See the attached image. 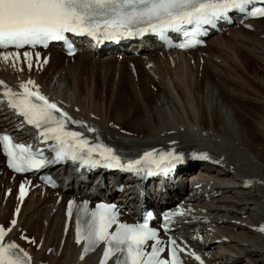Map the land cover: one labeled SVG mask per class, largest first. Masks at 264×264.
<instances>
[{
	"label": "bare ground",
	"instance_id": "6f19581e",
	"mask_svg": "<svg viewBox=\"0 0 264 264\" xmlns=\"http://www.w3.org/2000/svg\"><path fill=\"white\" fill-rule=\"evenodd\" d=\"M252 23L250 31L230 29L229 37L210 36L205 47L186 52L143 48L138 56L118 52L121 58H116L90 52L66 57L54 47L6 50L21 55L15 67L0 60V79L16 87L34 81L43 95L74 118L97 125L112 144L130 150L173 145L213 150L225 166L202 165L215 179L208 183L212 190L217 181L250 175L251 187L217 186L216 192H223L207 202L175 186L167 192L170 198L182 193L179 203L196 207L201 219L212 218L199 225L201 230L210 228V235L202 233V245L192 239L193 226L184 223L178 231L180 240L192 248L185 256L187 264H264V238L252 224L264 217V75L248 64V57L264 61V40L259 39L264 17ZM24 52L32 53L31 69ZM208 72L218 83L208 78ZM14 124L7 107L0 104V131ZM17 178L4 169L0 157V225L12 229L5 239L23 246L35 264H93L96 253L78 259L80 248L68 214L69 201L85 196L80 185L62 192L30 184L21 202L20 185L26 184ZM22 235L32 237L35 247L25 244Z\"/></svg>",
	"mask_w": 264,
	"mask_h": 264
},
{
	"label": "snow or ice",
	"instance_id": "6c2138e0",
	"mask_svg": "<svg viewBox=\"0 0 264 264\" xmlns=\"http://www.w3.org/2000/svg\"><path fill=\"white\" fill-rule=\"evenodd\" d=\"M252 3L253 0H0V49L10 46L16 49L37 45L47 47L51 41H64L71 54L72 46L67 33L87 35L101 42L146 33H155L167 39L169 31L189 38L178 45L186 48L196 42L194 38L197 35L206 31L205 25H214L232 10L245 12ZM247 15L264 17V7H254L247 11ZM20 55L18 51H0V60L6 63L11 61L15 67ZM23 56L31 69L32 53L24 52ZM36 57L39 63V53H36ZM43 63L46 64L47 59ZM0 85L4 88L3 97L9 107L22 115L27 124L42 129L41 135L45 140L55 141L56 160L70 158L91 167L121 168L136 173L146 169L149 175H154L156 171L168 172L183 160L174 151L157 153L153 150L145 152L138 159L122 162L113 148L103 143H90L83 132L68 130L69 123L81 122L73 120L55 102H50L40 93L34 81L20 83L18 91L3 80H0ZM87 131L95 132L96 129L87 128ZM0 145L9 167L15 172L39 169L49 163L42 158L37 159L30 146L14 143L7 134H0ZM26 194L25 185L21 184V202ZM73 204V201H69V216ZM80 209L88 220L84 225L77 220L76 242H86L85 252L101 242L105 243L107 247L100 264H107L108 259L117 252L122 254L117 264H181L178 251L182 252L183 249L174 239L169 241L170 259L161 256L165 251L161 247L163 242L158 239L156 230L149 228L147 220L134 225L120 223L115 205L97 204L94 210H89L85 201ZM19 211L17 207V214ZM11 225H16L15 219ZM113 225H116V229L110 232ZM259 230L264 231V226ZM11 231V228L0 225V264H31V257L26 251L14 241H5ZM148 241H155L150 251L145 249ZM31 242L35 243L34 240ZM195 258L200 260L199 256Z\"/></svg>",
	"mask_w": 264,
	"mask_h": 264
},
{
	"label": "rangeland",
	"instance_id": "374dc122",
	"mask_svg": "<svg viewBox=\"0 0 264 264\" xmlns=\"http://www.w3.org/2000/svg\"><path fill=\"white\" fill-rule=\"evenodd\" d=\"M235 29H237V28H235ZM247 31H250V30H247ZM227 34H225V35H223L222 34V36L224 37V38H227V37H229V31H227L226 32ZM260 37H259V39L260 40H264V34H261V35H259ZM41 52H44V51H41ZM245 55V54H244ZM247 56V55H246ZM248 57V56H247ZM117 58V57H116ZM248 64L251 66V69H253V67H255V69L254 70H257V69H259L260 68V72L262 73V75H264V61H254L253 59H251V57H248ZM66 61H63V64L65 63ZM67 62H71V61H67ZM200 62H201V60H200ZM257 62V63H256ZM210 73V74H209ZM209 75H211V76H209ZM244 76H245V78L246 79H250L251 78V74L248 72H246L245 74H244ZM248 76V77H247ZM208 78L211 80V81H213V82H215V83H218V80H217V77H214L213 78V76H212V74H211V72H208ZM84 78H82V80H83ZM88 82H89V78L88 79H86ZM99 81L100 82V76H96L95 77V81ZM127 87H128V85H127ZM249 89H251V88H249ZM255 141V140H254ZM258 145V143L255 141L254 142V146L255 147H257V145ZM259 148V147H258ZM0 193H1V191H0ZM36 243V242H35ZM35 243L33 244V243H31L32 244V246L33 247H35ZM238 262H240V261H242V260H237ZM237 262V263H238Z\"/></svg>",
	"mask_w": 264,
	"mask_h": 264
}]
</instances>
